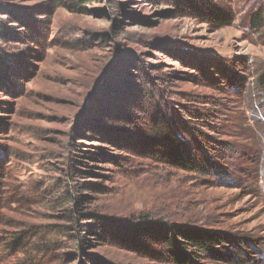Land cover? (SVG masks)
<instances>
[{"label": "rangeland", "instance_id": "obj_1", "mask_svg": "<svg viewBox=\"0 0 264 264\" xmlns=\"http://www.w3.org/2000/svg\"><path fill=\"white\" fill-rule=\"evenodd\" d=\"M207 1L230 24L184 0H0V264H173L171 229L214 238L197 264H264V0ZM152 110L195 170L158 160Z\"/></svg>", "mask_w": 264, "mask_h": 264}, {"label": "trees", "instance_id": "obj_2", "mask_svg": "<svg viewBox=\"0 0 264 264\" xmlns=\"http://www.w3.org/2000/svg\"><path fill=\"white\" fill-rule=\"evenodd\" d=\"M184 1H187L188 7L199 16H207L211 21L214 20L218 24H230V19L226 15L220 13L209 1ZM199 5L204 8V11L198 10L197 7H199ZM261 21V16L258 13L253 14L249 21L250 28L255 31L259 30L262 26ZM259 80L264 86V74L260 76ZM147 130V142L155 149V154L160 162L185 170H195V168H197V162L192 157L188 149V144H186L185 140L174 128L170 127L168 119L160 115L157 110H152L149 113ZM83 154L89 155L90 153ZM98 227L105 230L106 228L108 229L109 226L107 225L106 227V223L100 222L93 226V229H97ZM46 229H48V233H44L43 236L51 240L52 245H58L59 242L53 240L54 236L59 234L60 228H58L57 231H53L49 227ZM111 229H114L119 235L124 233L122 230L116 229V227L113 226L110 227V233L112 232ZM140 233L145 236V238L148 237L150 240H155L159 234L149 227L144 228ZM131 234L132 237L130 241L132 242V245L136 249L140 248L142 250V245L136 242L139 233L132 231ZM161 238L165 244L164 246L167 248V253L172 258L168 257V259L173 260V264H197L194 257H199L193 250H199L202 253L209 255L210 248L215 242L214 238L208 233L196 229H176L174 231L171 229L168 233L161 234ZM24 243L25 238L21 235L15 237L10 243V246L13 250L18 251L21 248L20 245H24ZM46 246H48V244L42 246V248L48 250Z\"/></svg>", "mask_w": 264, "mask_h": 264}]
</instances>
